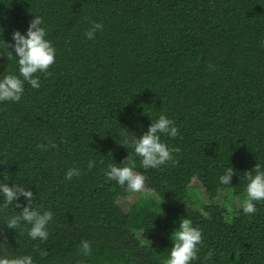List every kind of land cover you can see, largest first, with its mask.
<instances>
[{"label": "trees", "instance_id": "16d2710c", "mask_svg": "<svg viewBox=\"0 0 264 264\" xmlns=\"http://www.w3.org/2000/svg\"><path fill=\"white\" fill-rule=\"evenodd\" d=\"M33 13L56 58L34 74L40 88L25 83L20 101L0 102V181L29 187L34 205L54 215L48 239L33 240L28 226H5L19 208L0 209L3 247L34 264H164L188 217L203 237L191 264H264V200L229 219L218 196L222 187L244 194L245 172L264 164V0H0V75L17 72L3 39L25 31ZM90 21L103 24L92 40ZM160 114L179 128L162 136L179 151L156 169L133 157L157 198L126 211L119 198L130 190L102 169L133 155L121 133L139 136ZM71 167L81 175L65 180ZM195 179L209 197L202 208L187 199ZM81 239L92 242L90 255Z\"/></svg>", "mask_w": 264, "mask_h": 264}, {"label": "clouds", "instance_id": "9594fccd", "mask_svg": "<svg viewBox=\"0 0 264 264\" xmlns=\"http://www.w3.org/2000/svg\"><path fill=\"white\" fill-rule=\"evenodd\" d=\"M103 30L102 22L90 21L85 31L86 39L92 40L98 31ZM3 46L8 50V57L13 59L17 65V72H8L0 75V102H18L24 94L25 83L32 88H40V79L36 73L46 72L54 64L56 48L48 38V29L45 20L41 15L33 13L25 31L16 29L11 32V40L3 39ZM11 49V50H9ZM147 130L139 136L121 133L119 138L122 145H129L133 155H128L122 162L108 163L102 172L108 181H114L121 187H126L131 192L142 191L145 185V176L136 170V160L139 157V164L143 169H156L161 165L173 160V154L179 149L170 146L163 137L175 138L179 135V128L175 121L164 114L157 118H151ZM56 147L50 145H39L42 149ZM96 159L90 158L87 161V169L91 170L96 166ZM81 169L77 167L68 168L65 172V180H71L74 176L81 175ZM235 169L226 167L218 181L222 185H230ZM247 183L245 194L238 208L237 214L242 210L244 214H253L256 211L255 201L264 200V164L256 163L253 169L246 171ZM23 198V201H21ZM0 209L8 205H14L15 211L8 216L5 226L8 229H16L21 224L27 227V235L35 239L47 240L49 236L48 225L54 213L50 209L38 208L34 205V193L29 187L22 184H10L5 177L0 181ZM163 212V211H162ZM162 212H160L162 214ZM179 226L171 233L172 247L164 261V264H191L198 259L200 245L203 243L202 229L194 226L191 219L181 217ZM4 241H0V264H34L31 254L14 255L10 254L3 247ZM92 242L88 239H81L80 251L83 255L91 254ZM210 251L205 260L212 257Z\"/></svg>", "mask_w": 264, "mask_h": 264}, {"label": "rangeland", "instance_id": "374dc122", "mask_svg": "<svg viewBox=\"0 0 264 264\" xmlns=\"http://www.w3.org/2000/svg\"><path fill=\"white\" fill-rule=\"evenodd\" d=\"M192 185L194 186V188H196V190L191 189L189 191V195L187 198L188 203L197 208H202L203 204H206L209 202L208 194L206 193L205 189L202 187L201 183L198 180L195 179ZM196 191L198 192L199 197L197 196ZM244 194L235 195L230 189H227L225 187L220 188L219 195H218L220 196L219 201L222 202L223 206L225 207L229 219H231L232 217V211L234 210V208L239 206L242 198L244 197ZM147 196L157 198L154 193L147 192V189L143 188L142 191L135 192V193L130 191L129 195L120 197L119 203L123 207V209L127 211L131 208V206L134 203L139 201L141 198H145Z\"/></svg>", "mask_w": 264, "mask_h": 264}]
</instances>
